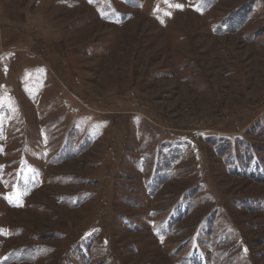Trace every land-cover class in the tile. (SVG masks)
Wrapping results in <instances>:
<instances>
[{
  "label": "rangeland",
  "instance_id": "obj_1",
  "mask_svg": "<svg viewBox=\"0 0 264 264\" xmlns=\"http://www.w3.org/2000/svg\"><path fill=\"white\" fill-rule=\"evenodd\" d=\"M0 264H264V0H0Z\"/></svg>",
  "mask_w": 264,
  "mask_h": 264
},
{
  "label": "snow or ice",
  "instance_id": "obj_2",
  "mask_svg": "<svg viewBox=\"0 0 264 264\" xmlns=\"http://www.w3.org/2000/svg\"><path fill=\"white\" fill-rule=\"evenodd\" d=\"M177 7H180L179 5H177Z\"/></svg>",
  "mask_w": 264,
  "mask_h": 264
}]
</instances>
